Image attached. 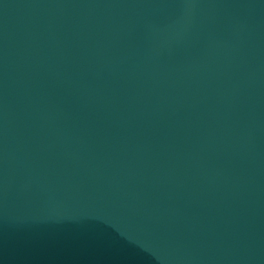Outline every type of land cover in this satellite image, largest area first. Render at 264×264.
Masks as SVG:
<instances>
[{"label":"water","instance_id":"95a60500","mask_svg":"<svg viewBox=\"0 0 264 264\" xmlns=\"http://www.w3.org/2000/svg\"><path fill=\"white\" fill-rule=\"evenodd\" d=\"M0 264H264V0H0Z\"/></svg>","mask_w":264,"mask_h":264}]
</instances>
